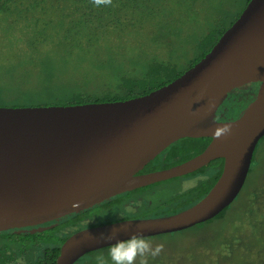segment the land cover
<instances>
[{
    "label": "water",
    "instance_id": "obj_1",
    "mask_svg": "<svg viewBox=\"0 0 264 264\" xmlns=\"http://www.w3.org/2000/svg\"><path fill=\"white\" fill-rule=\"evenodd\" d=\"M257 84L234 120H219L228 95ZM232 134L216 139V127ZM264 137V0H250L198 63L146 95L124 101L0 106V232L65 217L112 197L191 174L223 159L222 173L199 202L173 215L125 219L80 230L55 264H75L118 239L181 232L217 217L238 197ZM183 138H209L205 150L170 168L139 174ZM39 230V229H38Z\"/></svg>",
    "mask_w": 264,
    "mask_h": 264
},
{
    "label": "trees",
    "instance_id": "obj_2",
    "mask_svg": "<svg viewBox=\"0 0 264 264\" xmlns=\"http://www.w3.org/2000/svg\"><path fill=\"white\" fill-rule=\"evenodd\" d=\"M195 1L113 0L111 7H96L91 0H0V47L10 43L13 51V57L4 49L0 52V77L2 74L6 77L5 81L0 80V106H68L124 101L168 85L210 52L250 2L217 0L222 13L220 21L208 24L205 29L199 26L202 28L200 33L192 35L188 31L183 35L180 17L186 16L189 2ZM208 2L213 4L216 0ZM231 3L236 7L233 10L229 7ZM171 35L178 40L172 46H180L182 62L162 53V48L169 45L167 41ZM10 59L17 60L21 66L37 67L44 62L47 66L40 68L35 83L16 80L15 84L16 66L1 71ZM63 66L84 71L67 80L59 74ZM101 78L104 81L101 82ZM252 85L228 95L219 108L220 114H224L219 120L236 119L255 99L257 86L250 89ZM26 86L33 90H20L22 87L27 89ZM210 141L209 138L180 139L147 164L143 172L181 164L202 153ZM215 162V170L210 173L208 167L212 163L183 177L118 195L102 206L88 210L89 213L63 217L57 227L42 234L18 233V227L0 232V264H55L62 244L75 227L91 216L97 219L100 212L114 211L117 220H122L173 215L186 210L206 196L219 179L224 160H215L213 164ZM190 178L195 179L192 187L184 189L177 185V182ZM262 183L264 176L261 181V187H264ZM160 188H164V193L159 196ZM242 190L236 203L216 218L181 231L198 233L211 226L223 225L222 233L211 237L209 244H203L209 251L207 264L208 260L210 264H264L263 245L244 241L245 237L257 238L255 233L259 232L264 239V190L248 191L244 194L245 201L238 206L237 202L242 201ZM123 206L131 213L126 214ZM233 209H237L235 216L239 213L247 214V218L258 216L259 227L254 222L239 231L235 225L225 226L232 219L229 213ZM117 220L109 218L107 223ZM101 224L92 223L90 226ZM240 234L246 236L243 238ZM214 239L218 244L213 243ZM109 248L90 252L85 261L76 264H97L94 256L106 255Z\"/></svg>",
    "mask_w": 264,
    "mask_h": 264
},
{
    "label": "rangeland",
    "instance_id": "obj_3",
    "mask_svg": "<svg viewBox=\"0 0 264 264\" xmlns=\"http://www.w3.org/2000/svg\"><path fill=\"white\" fill-rule=\"evenodd\" d=\"M190 9L189 12L186 13L185 17L182 19L180 17L179 22L182 24L184 31L183 35H187L188 31H191L190 34L200 33L202 31V28L205 29L206 26L209 24H213L215 21H220L222 13L217 5V0L215 3H209L208 0L206 1H198L191 3L189 2ZM231 9L233 10L235 7L234 4H230ZM199 26L202 27L199 29ZM171 39L168 40V44L166 47L162 48V53L164 56H168L172 60L178 62H182L184 58L182 57V53L179 51L180 46L173 47L172 44L175 43L176 36L171 35ZM173 48H170L171 46ZM12 46L10 43L4 44L3 48L0 47V52L4 49V52H8L9 55H12L13 57V51ZM173 55V56H170ZM72 62V61H71ZM6 66L1 70L2 73L5 69L12 68L16 66V72L14 75V83L16 84V80L26 82L30 81L32 83H35L37 80V76L40 74V68H45L47 64L44 62L40 66H21L18 64L17 60L10 59L9 64H5ZM130 65V63H129ZM61 74L63 79L72 80L74 75L79 74V72H83L84 69L79 70L78 68L74 69H68L67 67H62ZM25 72V73H24ZM5 74H2L0 77V80L5 81L6 77H4ZM104 81L103 78H101V82ZM250 85H248L249 87ZM27 89H23V87L20 90H33L30 87L26 86ZM247 88V86H246ZM256 85H252L250 89H255ZM13 89H16V85H13ZM245 89V88H242ZM257 89H255L256 91ZM34 93V91H32ZM36 100H29L28 102L35 103ZM264 176V139L261 140L254 152L252 164H251V171L248 174L247 182L243 188V196L241 195L242 201H238L237 205L241 206V203L245 201L244 194L247 193L250 190L258 189V190H264V187H261V181ZM180 187L184 189H188L192 187L195 183V179H183L181 182H177ZM264 184V183H262ZM169 189H172V187H169ZM164 193V188H160L158 191L159 196ZM154 195V193H152ZM237 199V198H236ZM236 199L233 203H236ZM151 201H149L150 203ZM237 209H233L231 211L230 216L232 219L225 224V226L228 225H235L236 230H245L246 227H248L251 223H256V227H259L260 221H257L258 216H251L250 218H247V214L242 215L241 213L237 214ZM118 219V216L114 213V211H109L107 213L100 212L97 219L94 223H107V219ZM91 221L84 222L79 230H82L84 228L89 227V224ZM221 225L217 226H211L209 229L203 232L194 233L193 231L188 232H179L175 234H169V235H163V236H157V237H148L153 241V244H159L163 243L165 245L164 251L161 253L159 257H157L155 260L150 261V264H207L206 260V254L209 252L203 244H209L211 237H214V235H219L222 233L221 231ZM78 230V231H79ZM256 230V229H254ZM258 230V229H257ZM257 238H248L245 237V234H240L243 238L245 237L244 241L249 244V241H254L257 243H261L264 247V239L261 235V233H255ZM213 239V238H212ZM214 244H218V241L214 239ZM105 254V253H104ZM98 254L97 256L103 255L105 259H108V253L106 255ZM97 256H94L97 257ZM88 257H82L77 262H83ZM199 259V261H198ZM212 259V258H211ZM208 263L210 264V261L208 260ZM223 264V263H222Z\"/></svg>",
    "mask_w": 264,
    "mask_h": 264
},
{
    "label": "clouds",
    "instance_id": "obj_4",
    "mask_svg": "<svg viewBox=\"0 0 264 264\" xmlns=\"http://www.w3.org/2000/svg\"><path fill=\"white\" fill-rule=\"evenodd\" d=\"M91 2L96 7L113 6V0H91ZM231 134V124L218 126L213 132V136L216 139H223ZM120 231L121 229L117 225H114L108 234L102 236V239L108 241L116 240V242L110 244L108 259H105L103 255L96 257L97 264H150V261L155 260L164 251L165 245L163 243L155 244L154 246L151 239L146 238L139 232L132 234L128 239H118L117 237Z\"/></svg>",
    "mask_w": 264,
    "mask_h": 264
},
{
    "label": "flooded vegetation",
    "instance_id": "obj_5",
    "mask_svg": "<svg viewBox=\"0 0 264 264\" xmlns=\"http://www.w3.org/2000/svg\"><path fill=\"white\" fill-rule=\"evenodd\" d=\"M249 85H251V84H249ZM254 85H256L257 86V84H254ZM258 88V87H257ZM220 110H219V112H218V114H220ZM211 164V163H210ZM209 164V165H210ZM215 167H216V162H215V164H213V162H212V165L210 166V167H208L209 169H208V172L210 173V172H212V171H214L215 170ZM146 168V167H145ZM145 168L139 173V174H146V173H148V172H143L144 170H145ZM250 170H251V167H250ZM250 170H249V173H250ZM136 190V189H135ZM129 192H131V191H129ZM127 193V192H126ZM123 194H125V193H123ZM121 195V194H120ZM118 196V195H117ZM116 197V196H115ZM113 198V197H112ZM111 199V198H110ZM110 199H108V200H110ZM108 200H106V201H104V202H102V203H100V204H98V205H95L93 208H97V206H102L103 204H105ZM129 207H132V205H129ZM93 208H91V209H93ZM123 208L125 209V211H126V214H130L131 213V211H130V213H129V211L127 210V207L126 206H123ZM91 209H87V210H83V211H79V212H75V213H71V215L72 216H74V215H76L77 213H83V214H85V213H89L88 212V210H91ZM69 215V214H68ZM67 216V215H66ZM124 216H126L125 214H124ZM63 218V217H62ZM62 218H60V220H58V219H54V220H51V221H48V222H45V223H41V224H36V225H32V226H28V227H18L19 228V230H17V232L18 233H21V232H27V231H31V233L32 234H34V233H43L44 231H46L47 229H52V228H55V227H57L58 226V224L60 223V221L62 220ZM131 219H133V218H131ZM135 219V218H134ZM95 220H96V218H93L92 216L90 217V218H88V219H86V220H84L81 224H79V225H77L75 228V230L67 237V238H69L71 235H73L74 233H76V232H78V230H79V228H80V226L84 223V222H86V221H91V223L90 224H92V223H94L95 222ZM122 220H125V219H122ZM117 221H120V220H117ZM113 222H116V221H113ZM109 223H112V222H109ZM90 224H89V227H93V226H98V225H92V226H90ZM104 224H108V223H104ZM101 225H103V224H101ZM89 227H87V228H89ZM39 229V230H38ZM84 229H86V228H84ZM83 230V229H82ZM80 231V230H79ZM14 232L16 233V230H14ZM67 238L65 239V241L67 240ZM61 249V248H60ZM88 255L86 254L85 255V257H87ZM77 263V262H76ZM75 263V264H76Z\"/></svg>",
    "mask_w": 264,
    "mask_h": 264
}]
</instances>
